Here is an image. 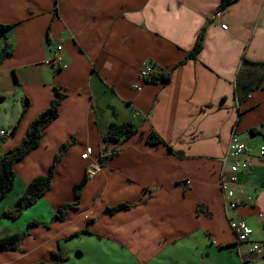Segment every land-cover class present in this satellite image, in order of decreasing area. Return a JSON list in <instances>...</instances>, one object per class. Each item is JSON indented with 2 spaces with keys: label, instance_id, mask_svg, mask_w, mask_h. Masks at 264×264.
<instances>
[{
  "label": "crops",
  "instance_id": "obj_1",
  "mask_svg": "<svg viewBox=\"0 0 264 264\" xmlns=\"http://www.w3.org/2000/svg\"><path fill=\"white\" fill-rule=\"evenodd\" d=\"M221 2L0 0V24L13 26L7 40L0 34V54L7 42L12 50L0 64V130H15L0 158L22 143L55 88L66 94L41 145L15 165V186L0 202V239L23 232L4 211L74 141L51 189L24 211L28 234L20 248L1 252L0 264L53 262L83 237L101 259L93 264H260L252 247H264V0H239L219 13ZM204 27L202 51L181 65ZM60 45V66L46 65ZM149 63L170 73V82L143 81ZM113 122L140 129L111 143L119 153L103 164V135ZM152 129L164 143H147ZM233 132L252 149L244 157L253 162L234 186L237 209L220 185ZM87 173L80 207L55 219ZM119 204L130 207L105 214ZM231 220L262 231L242 244Z\"/></svg>",
  "mask_w": 264,
  "mask_h": 264
},
{
  "label": "trees",
  "instance_id": "obj_2",
  "mask_svg": "<svg viewBox=\"0 0 264 264\" xmlns=\"http://www.w3.org/2000/svg\"><path fill=\"white\" fill-rule=\"evenodd\" d=\"M238 1L239 0H222L220 6L218 7V12H225L229 7L236 4ZM12 27V25L0 24V34L4 35L6 40L7 33L12 29ZM206 31L207 27H204L198 35L194 49L188 54L186 59L180 63L181 65L189 59H196L198 57L204 47ZM11 54L12 50L10 49V45L7 42L0 54V64H2L3 61ZM151 80L161 81L167 84L170 82V73L166 74L161 71L158 76H154L151 78ZM65 98L66 94L55 88V98L53 99L50 107L42 112L31 123L28 133L22 143L7 151L0 158V202L13 190L15 186V165L41 145L45 129L59 116L60 108ZM28 107L29 103L27 102L24 106L23 113L26 112ZM139 129V125L133 122L111 123L107 132L103 135L104 150L101 154V162L104 164L106 159L111 158L119 153V147L110 149L111 143H118L120 145L125 140L138 133ZM14 132L15 130L11 132V135ZM7 139L8 138L0 137V147L6 142ZM73 143L74 141H71L61 146L60 152L57 154L49 173L39 175L34 178L28 185L25 193L19 198L17 206L13 209L4 211L3 217L11 220L19 219L25 210L34 206L51 189L57 166ZM147 143L156 145L164 143V140L161 135L152 129L147 136ZM179 155L181 157L183 156L182 153H179ZM88 181L89 174L87 173L83 180L74 188L75 201L72 203L62 204L54 217L55 219L64 220L71 210L78 209L80 207L82 193ZM129 207L130 206L127 204H119L114 207H107L105 209V214H114L123 209H128ZM199 211L201 212L202 208L199 207ZM30 224H39V222L34 220ZM89 233L90 232L88 230H85L81 233H77L76 236ZM27 234L28 232L25 230L12 236L0 239V253L6 250H18ZM54 257L55 260L53 262L42 261L36 264H61L67 259V257L63 255L62 252L54 253Z\"/></svg>",
  "mask_w": 264,
  "mask_h": 264
},
{
  "label": "built area",
  "instance_id": "obj_3",
  "mask_svg": "<svg viewBox=\"0 0 264 264\" xmlns=\"http://www.w3.org/2000/svg\"><path fill=\"white\" fill-rule=\"evenodd\" d=\"M227 29V26H223ZM63 46L60 45L55 51V58L53 60H47L46 65L60 66L62 57L60 51ZM161 71L154 63H149L141 70V79L143 81L151 80L154 76H158ZM139 89V85L134 86ZM11 136V131L0 130V137L8 138ZM259 154L264 157V145L258 150ZM252 149L246 144L243 138L237 132H233L230 139L228 151L221 159V173H220V185L226 197L228 207L231 209H237L239 207V201L235 195L234 186L239 183V174L250 170L253 167V162L250 159H246L244 156L250 154ZM92 153V149L88 148L83 154V159L89 158ZM190 183V182H188ZM230 226L235 232L237 239L240 243H247L251 241L254 234V230L245 222L239 220H231ZM253 253L261 255L262 260L260 264H264V247L259 244H254L252 247Z\"/></svg>",
  "mask_w": 264,
  "mask_h": 264
},
{
  "label": "rangeland",
  "instance_id": "obj_4",
  "mask_svg": "<svg viewBox=\"0 0 264 264\" xmlns=\"http://www.w3.org/2000/svg\"><path fill=\"white\" fill-rule=\"evenodd\" d=\"M17 226H20L26 230L28 227V220L27 217L21 216L19 219L16 221ZM254 231L261 232L262 227L259 225H253ZM68 246L71 250L70 256H67L66 261H64L61 264H93V261H98L101 260L100 258L98 259L97 257H94V253L91 251L90 246L86 242V238L83 237L82 239H76L74 241L68 242ZM85 251V254H82ZM69 255V254H68Z\"/></svg>",
  "mask_w": 264,
  "mask_h": 264
}]
</instances>
